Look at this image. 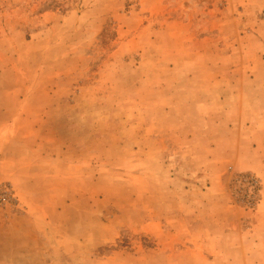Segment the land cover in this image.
I'll use <instances>...</instances> for the list:
<instances>
[{"label": "rangeland", "instance_id": "374dc122", "mask_svg": "<svg viewBox=\"0 0 264 264\" xmlns=\"http://www.w3.org/2000/svg\"><path fill=\"white\" fill-rule=\"evenodd\" d=\"M0 264H264V0H0Z\"/></svg>", "mask_w": 264, "mask_h": 264}]
</instances>
